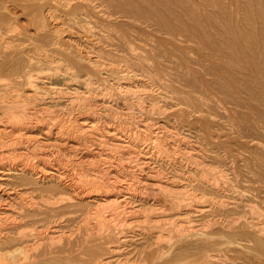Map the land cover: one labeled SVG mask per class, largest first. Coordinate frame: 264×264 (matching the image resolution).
Wrapping results in <instances>:
<instances>
[{"label": "bare ground", "instance_id": "obj_1", "mask_svg": "<svg viewBox=\"0 0 264 264\" xmlns=\"http://www.w3.org/2000/svg\"><path fill=\"white\" fill-rule=\"evenodd\" d=\"M261 142L264 0H0V264H264Z\"/></svg>", "mask_w": 264, "mask_h": 264}, {"label": "rangeland", "instance_id": "obj_2", "mask_svg": "<svg viewBox=\"0 0 264 264\" xmlns=\"http://www.w3.org/2000/svg\"><path fill=\"white\" fill-rule=\"evenodd\" d=\"M146 39H150V38H145V39H142V42H144V40L146 41V44H145V42L144 43H142V44H140L139 42H137L139 45H138V47H140L141 48V50L140 51H149L150 50V48L152 47V46H155L156 44H155V40H154V38H152L154 41H152L151 39L150 40H146ZM149 41V43H151V45L150 44H148L147 42ZM137 43H136V45H137ZM180 42H175L174 43V51H173V46L172 45H166L167 46V49H166V46H165V49H166V51L167 52H172L174 55H176V56H179V59H180V61L181 62H183V64H188V65H192L191 66V68H197V69H199L197 66H195L194 64H190V61L191 62H193L192 60H195V59H197L196 58V55L195 54H191V53H188V52H186L185 50L181 53V52H179L178 51V49H181V47L183 46V47H185V46H187L186 44H184V43H180ZM146 46H145V45ZM148 45V46H147ZM149 45H150V48H148L149 47ZM142 46H143V48H142ZM172 47V48H171ZM182 47V48H183ZM147 48V49H146ZM177 48V49H176ZM178 53H177V52ZM155 52V51H154ZM154 52H150L151 53V55H153V57H155L154 59H155V61H157L156 60V58H158L157 57V52L156 53H154ZM186 52V53H185ZM162 57H159L158 59H160V58H162V59H160V60H158V62L159 61H161L162 60V62H161V65L164 67V70L163 71H166L167 72V69H168V71L169 70H180L181 68H177V66H176V68H175V66L173 67V65L171 66L172 67V69H171V67H170V65L173 63V60L175 59V58H173L172 57V59H169L168 58V56L167 55H162V54H160ZM182 55V56H181ZM167 57V59H166V57ZM165 58V59H164ZM185 58V59H184ZM166 60V62H164ZM172 62V63H168V62ZM175 61L177 62L178 60H177V58L175 59ZM178 63H180V62H178ZM174 65H175V62L173 63ZM169 67H168V66ZM166 66V67H165ZM167 68V69H166ZM175 68V69H174ZM166 69V70H165ZM182 70V69H181ZM165 72V75L164 76H162V79H161V81H163V83H166V82H168V84H169V82H174L175 83V85H177V86H180V84H178L177 82H175V81H173V76H171V74H172V72L171 71H169V73L167 72L166 73ZM171 72V73H170ZM166 74H167V76L168 77H165L166 76ZM169 74V75H168ZM173 79H172V78ZM167 78H171L172 80L170 81L169 79H167ZM164 79V80H163ZM174 85V84H173ZM174 85V86H175ZM151 89L149 90L148 89V91H150V92H148V93H152V94H158V90L156 89L157 87H155V86H149ZM155 88V89H154ZM151 90H152V92H151ZM153 90H155L154 92H153ZM157 90V91H156ZM167 100V98L165 99V101ZM171 100H173V101H171ZM175 102H174V99H170L169 97H168V100L166 101V111L167 112H165L166 113V116H162V115H160L159 117H158V115L159 114H157V116L156 115H154V116H152V121H157V122H161V123H163L164 121L162 120V119H164L165 120V123L167 122L168 123V126L169 125H174L175 123H177V121H178V119L174 116V115H171L172 114V112L173 111H175V110H177L178 109V106H176L175 107V105H173ZM211 102H209V104H210ZM212 104V106H213V110H214V112L213 113H216L217 112V114H219V116H217V114L215 115V114H213V115H215V116H213V120H214V122L215 123H221V121H222V119L223 118H221V116H223V114L225 113V110L224 109H222V107L220 108V105H218L217 104V102H216V104L218 105L217 107H219V108H217L215 105L216 104H214V101L211 103ZM173 107H172V106ZM172 107V108H171ZM215 108H216V110H218V111H215ZM219 109H220V112H219ZM170 110V111H169ZM172 110V111H171ZM223 111H224V113H223ZM168 112H169V114H168ZM223 114H222V113ZM226 114V113H225ZM224 114V115H225ZM165 115V114H164ZM157 118H156V117ZM173 117V118H172ZM192 118L194 117L193 115L191 116ZM215 117V118H214ZM217 117V118H216ZM177 119V120H176ZM219 119V120H218ZM221 119V120H220ZM167 120V121H166ZM174 120V121H173ZM176 120V121H175ZM220 121V122H219ZM171 122H172V124H171ZM174 122V123H173ZM165 123H163V124H165ZM166 123V124H167ZM171 127V126H170ZM214 127L216 128V129H214ZM186 128V129H185ZM228 128V127H227ZM227 128H225V129H223L222 128V132H220L221 131V129L219 128V126L217 125V126H212L211 128H210V130L212 131V133L215 135V137L216 136H220V140L222 139L223 141H225L226 139H224V138H227V137H229L230 139H231V143H227L226 145H224V146H226V148H228V149H230L231 150V156L229 157L230 159H231V157H233L231 160H233V159H235L234 161V163L236 164H233V165H231L232 163L231 162H233V161H229V163H228V165L230 166H237V165H239V166H242V164H240V163H242V161L240 160L241 159V157L242 156H246V157H248L247 156V154H248V152H247V150H245V152L243 153L244 155H242L240 152L242 151V150H240L239 151V149L237 150V143L239 142V141H241L240 139H237V138H235V135H233V133H231L230 134V130L228 131V129ZM180 130H178V131H176V132H180V133H182V134H187L188 132H189V134H192L191 135V137H190V140H191V138L193 139V135H194V133H195V131L193 132V130H190V131H187L188 130V128L187 127H183V128H179ZM181 130H183V131H181ZM185 130V131H184ZM213 130H215V131H213ZM224 130V131H223ZM217 131V132H216ZM232 132V131H231ZM188 134V135H189ZM233 135V136H232ZM227 136V137H226ZM236 139H237V141H236ZM217 140V139H216ZM262 141V140H261ZM260 142V141H259ZM263 143V144H262ZM264 142H261L260 143V146L262 147V148H264ZM250 146V145H249ZM223 149H224V147H223ZM260 149V148H259ZM263 150V158H264V149H262ZM249 151V150H248ZM258 151V150H257ZM243 152V151H242ZM247 152V153H246ZM236 154H239L238 156L236 155V157H235V155ZM241 156V157H240ZM239 158V159H238ZM263 158H262V162H263ZM229 159V160H230ZM238 159V160H237ZM263 165H264V163H263ZM262 174V177H263V183L262 182H254V183H251L250 181H247L246 182V180L244 179V176L242 177V179H244L243 180V182L242 181H240L241 182V186L242 187H244V188H246L245 189V192H244V194H246L245 196H244V200H246V199H249V202H250V200H251V198H253V200H256V202H254L255 204H257V205H259L261 202H260V200L261 201H263L262 199L264 198V194H263V192H264V175H263V173H261ZM243 175H246V173H243ZM250 175H248L247 174V178L249 177ZM246 178V177H245ZM250 182V183H249ZM243 183H246V185L247 186H245V184H243ZM252 184V185H251ZM256 184V185H255ZM259 184L260 185H263V186H259ZM262 187V188H261ZM249 188V189H248ZM259 189V191L257 190L256 191V189ZM253 190V191H252ZM251 191V192H250ZM254 192V193H253ZM256 192V193H255ZM258 192V193H257ZM248 193V194H247ZM251 193H252V195H251ZM255 194V195H254ZM256 194H257V197H256ZM258 194H261V195H258ZM263 195V196H262ZM252 196H254V197H252ZM261 196H262V198H261ZM249 197V198H248ZM255 197H256V199H255ZM259 201H258V200ZM245 201H243V203H244ZM258 202V203H257ZM249 204V203H248ZM263 204V203H262ZM261 205V204H260ZM259 205V206H260ZM261 206H264V204L263 205H261ZM241 209H242V205H241ZM246 210V211H245ZM247 210H248V208H245L244 210H243V213L245 214V212H247ZM245 211V212H244ZM244 217H246V218H250V215L249 214H246V216L244 215ZM253 218H254V216H253ZM218 219H221V218H218ZM242 220L244 221V218H242ZM199 228H200V226H199ZM215 229V230H214ZM213 230H214V233L216 234V235H214L212 238L214 239V240H216V241H218V242H220L221 244H220V247L223 249H231V251H229V254H233L234 252V250H232V249H240L242 246H248V247H253V245H252V243L251 242H248V241H245V240H243V239H240V240H238V238H237V242H235V243H230L228 240H226V236L224 235V234H222L221 232H217V228L216 227H213ZM217 237H219V238H217ZM221 237H224V238H221ZM194 237H191V238H186L185 240H181V241H179L178 242V244L177 245H185L186 243L185 242H193L194 240ZM189 240H191V241H189ZM243 242V243H242ZM230 244V245H229ZM236 244L238 245V246H236ZM232 245H235V246H232ZM231 246V247H230ZM226 247V248H225ZM236 247V248H235ZM238 247H240V248H238ZM128 248H130V247H128ZM126 249L127 248H125L124 249V252L126 253V252H128L129 251V249H127V251H126ZM231 252V253H230ZM256 254V255H255ZM244 255L246 256V257H258V254L257 253H255L254 251L252 252V251H250V253H247V252H244ZM195 257H194V255H192V256H190V257H188L187 259H185L184 261H182V263H186V264H194V262H195Z\"/></svg>", "mask_w": 264, "mask_h": 264}]
</instances>
